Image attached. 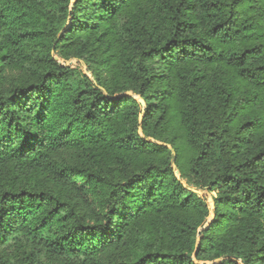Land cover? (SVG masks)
Returning a JSON list of instances; mask_svg holds the SVG:
<instances>
[{
    "label": "trees",
    "instance_id": "obj_1",
    "mask_svg": "<svg viewBox=\"0 0 264 264\" xmlns=\"http://www.w3.org/2000/svg\"><path fill=\"white\" fill-rule=\"evenodd\" d=\"M0 264H264V0H0Z\"/></svg>",
    "mask_w": 264,
    "mask_h": 264
},
{
    "label": "rangeland",
    "instance_id": "obj_2",
    "mask_svg": "<svg viewBox=\"0 0 264 264\" xmlns=\"http://www.w3.org/2000/svg\"><path fill=\"white\" fill-rule=\"evenodd\" d=\"M68 62L70 63V62H71V60H68ZM83 65H84V68L86 69V67H87V66H86L84 63H83ZM214 195H215V194H214Z\"/></svg>",
    "mask_w": 264,
    "mask_h": 264
}]
</instances>
